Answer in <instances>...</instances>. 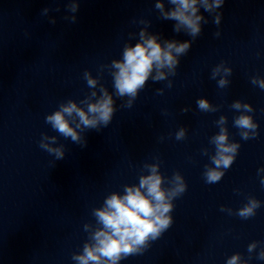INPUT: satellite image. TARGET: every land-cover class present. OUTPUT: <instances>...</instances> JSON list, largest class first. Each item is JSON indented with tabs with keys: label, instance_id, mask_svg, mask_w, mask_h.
I'll return each instance as SVG.
<instances>
[{
	"label": "clouds",
	"instance_id": "1",
	"mask_svg": "<svg viewBox=\"0 0 264 264\" xmlns=\"http://www.w3.org/2000/svg\"><path fill=\"white\" fill-rule=\"evenodd\" d=\"M168 3L173 7L166 10L164 0H156L155 8L159 10L160 16L164 20L175 21L173 30L176 33L184 31L194 40L202 32V23H208L200 10L215 14L213 23L219 26L222 13L218 9L222 8L225 0H168ZM78 9L79 0H68L69 12L76 13ZM50 11L52 9L44 8L41 15L47 17ZM64 19L75 23L77 18L72 15ZM48 22L55 24L56 20L49 18ZM141 23L146 22L141 21ZM138 35L137 43L124 45L121 59H114L106 66L113 79L115 95L120 98L127 97L122 105L126 108L133 106L149 78L158 82L175 75L180 57L186 54L192 45V40L162 41L157 34L150 33L147 26L142 28ZM214 35L219 36V31ZM231 73L232 69L222 62L212 70V79L219 76L218 87L224 88L229 84L227 77ZM83 75L92 91L79 103L72 99L61 103L57 110L45 117V123L50 124L53 130L66 139L70 138L81 147L87 145L81 133L85 129L99 131L107 127L116 112L113 94L100 84L99 77H93L89 71H85ZM251 82L264 89V79L253 77ZM168 87H171V81L168 82ZM157 93L162 94L163 89H157ZM196 103L204 112L218 110L206 98H200ZM232 108L240 112L233 123L240 130L241 138L247 140L255 137L258 125L253 117L247 114L253 111L252 106L235 101ZM182 111L187 112L188 109ZM216 123L219 132L210 140L215 146V154L210 157L213 166H206L204 172L205 182L208 184L217 183L222 179L225 170L233 164L240 148L238 143L229 140L227 118L221 116ZM185 136L184 128L176 132L177 140H182ZM53 145H57L56 136L42 135L39 146L49 154H53L57 160L64 159V146ZM204 153L207 154V149ZM144 169L148 174H141L138 184L124 185L123 194L112 192L105 197L101 207L92 210L96 223L84 225V230L89 233V239L84 243L80 253L73 254L72 259L76 264H119L122 259L130 255L143 253L151 241L159 239L172 226L171 213L175 207L173 201L186 192L185 179L176 172L167 180L169 186L165 187L166 178L159 170V163L145 164ZM261 183L264 184V179ZM260 206L259 200L250 197L247 204L238 209L236 215L248 219L256 214ZM225 210L231 214V209L221 208V211ZM256 248L257 242H252L248 245V252L251 253ZM257 258L264 260V248L260 250ZM226 264H247V261L242 260L241 255L236 253L227 259Z\"/></svg>",
	"mask_w": 264,
	"mask_h": 264
}]
</instances>
